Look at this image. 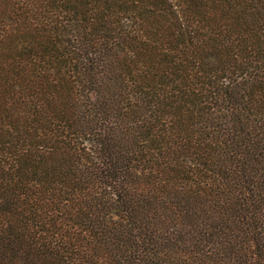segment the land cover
Instances as JSON below:
<instances>
[{"label":"trees","instance_id":"trees-1","mask_svg":"<svg viewBox=\"0 0 264 264\" xmlns=\"http://www.w3.org/2000/svg\"><path fill=\"white\" fill-rule=\"evenodd\" d=\"M0 264H264V0H0Z\"/></svg>","mask_w":264,"mask_h":264}]
</instances>
